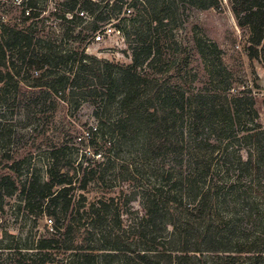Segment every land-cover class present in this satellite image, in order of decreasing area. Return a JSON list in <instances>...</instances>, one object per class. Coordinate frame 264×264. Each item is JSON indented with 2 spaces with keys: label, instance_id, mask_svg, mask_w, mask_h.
<instances>
[{
  "label": "trees",
  "instance_id": "obj_1",
  "mask_svg": "<svg viewBox=\"0 0 264 264\" xmlns=\"http://www.w3.org/2000/svg\"><path fill=\"white\" fill-rule=\"evenodd\" d=\"M229 1L237 25L248 30L249 60L264 63V0ZM38 2L26 0L23 14L27 15L23 22L30 23L24 29L0 22V145L9 142V138L3 139L11 136L14 122L6 119L5 112L17 106L22 86L39 89L47 95H58V99L66 104L75 100L77 105L78 100L91 99L95 105L93 115L100 126V129L94 127L91 135L109 129L111 134L118 133L122 138L140 136L142 146L149 151L155 146L153 149L167 153L176 145L180 136L176 132L177 123L182 126L185 114L193 130L201 125L218 134L227 129L230 131L232 112L237 113L242 98L229 100L225 95L229 74L223 53L214 43L205 41L196 45L202 59L209 63L218 94L194 93L195 75L189 69L190 60L186 56H183L181 68L176 69L181 88L178 84L175 88L170 87L169 78L150 77L143 69L152 67L156 73L164 75L173 71L175 63H161L164 50L172 44L176 46L173 32L183 24V10L186 7L215 8L218 0H129L125 2L128 10L132 9L128 17L121 16L123 0H113L111 5L110 0H63L56 14L63 25L59 26L63 28L61 34L45 33L44 19L38 18L43 12L38 8ZM83 23L87 26L76 32ZM104 23H114L113 27L122 35L127 47L122 55L130 60L128 65L96 59L79 50L88 37L81 38L82 31L86 29L95 35ZM68 40L78 47H69ZM164 40L169 45L163 43ZM33 73L38 76L33 78ZM246 99L249 113L257 119L253 100ZM110 114H115L116 118L111 120ZM254 128L260 130L256 132V141L264 142L261 125L255 123ZM260 149L264 151V146L260 145ZM66 150L65 147L51 150L45 178L32 172L18 186L10 176L0 175V213L3 198L19 191L24 197V210L29 215L53 218L48 219L50 224L53 223L51 237L26 238L22 246L16 244L11 248L10 244L18 243L14 234L0 233V264H54L60 250L64 253L74 251L65 260L67 264H198L203 252L228 251L224 248L229 243L226 236L216 234L211 226L198 232L190 221L182 222L181 230L175 226L171 238L164 239L161 233L167 228L162 222L167 211H162L163 207L157 208L154 200L146 201L145 215L133 228L130 238L120 233L118 215L115 222L109 224V230L103 228L110 213L107 203L90 204L89 214L84 213L85 219L79 210L74 212L72 208L70 211L69 192L74 190L73 180L79 173L66 161ZM10 161V156H3L0 171L7 169L18 173L24 160L8 164ZM85 170L78 188L81 191L96 175L94 169ZM45 201L47 204L43 206ZM5 241L8 244L2 247ZM93 243L102 245L93 248ZM170 246H180L181 250L173 254L169 251ZM217 259L220 260L217 264H223V259L231 264L228 260L234 258L226 255ZM263 263L264 256L257 247L248 254L246 264Z\"/></svg>",
  "mask_w": 264,
  "mask_h": 264
},
{
  "label": "rangeland",
  "instance_id": "obj_2",
  "mask_svg": "<svg viewBox=\"0 0 264 264\" xmlns=\"http://www.w3.org/2000/svg\"><path fill=\"white\" fill-rule=\"evenodd\" d=\"M25 2L0 0V22L24 29L30 23L23 22L27 15L23 14ZM61 2L63 0H39L38 8L43 12L38 18L44 19L45 33H62L63 28L59 27L62 24L56 15ZM112 2L110 0V5ZM125 2L129 0H123L121 16L128 17L132 9L128 10ZM181 19L183 24L173 32L176 46L172 44L164 50L161 63H175V69L166 75L156 73L152 67L143 69L150 77L169 78L170 87L175 88L178 84L181 88L176 69L181 68L183 56H186L190 60L189 69L195 75L194 93L218 94L209 63L202 59L196 45L205 41L214 43L223 53L229 74L225 95L229 100L242 98L237 113L232 112L230 131H218V134L201 125L193 130L185 114L182 126L177 123L176 132L180 136L176 145L167 153L153 149L155 146L149 151L142 146L140 136L122 138L118 133L111 134L109 129L91 135L94 127L100 129L93 115L95 105L91 99L78 100L77 105L75 100L66 104L58 99V95H47L39 89L22 86L17 106L5 112L6 119L13 120L14 127L11 136L3 139L9 138V142L0 145V159L10 156L8 164L24 161L18 173L5 169L0 175L10 176L18 186L32 172L45 178L49 153L54 148L65 147L66 161L79 173L73 180L74 190L69 192L70 211L72 208L74 212L79 210L85 219L90 204L107 203L110 213L103 228L109 230V224L115 222L118 215L120 233L130 238L133 228L145 215L146 201L154 200L157 208L163 207L162 211H167L162 222L167 228L161 233L164 239H170L174 227L181 230L180 225L187 221L194 223L198 232L211 226L213 232L229 239L224 247L227 252H203L198 264H217L220 261L217 257L226 255L234 258V261L228 260L231 264H246L248 254L256 247L264 256V151L260 149L264 142L256 141V132L260 130L254 128L258 123L264 130V63L249 60L248 30L237 25L229 0H218L217 7L206 10L186 7ZM114 23L100 25L95 35L84 29L81 38L88 37L81 46L72 40L67 41L68 46L78 47L96 59L128 65L130 60L122 55L127 47L122 35L113 27ZM85 26L86 23L81 24L76 32ZM96 36L100 37L99 41ZM163 43L168 44L165 40ZM32 76L38 75L33 73ZM246 98L253 100L257 119L249 113ZM109 117L112 120L116 115ZM90 169H94L96 175L81 191L78 188L82 185V172ZM46 204L43 202V206ZM2 206L0 233L14 234L18 241L10 244L11 248L16 244L22 246L26 238L51 237L53 223L50 224L48 219L53 218L29 215L24 210V197L19 191L4 197ZM6 241L2 247L8 244ZM93 244V248L102 245ZM179 250L180 246L169 247L173 254ZM71 252L74 253L73 250L66 253L60 250L54 264H67L65 260ZM223 261L227 264V260Z\"/></svg>",
  "mask_w": 264,
  "mask_h": 264
},
{
  "label": "built area",
  "instance_id": "obj_3",
  "mask_svg": "<svg viewBox=\"0 0 264 264\" xmlns=\"http://www.w3.org/2000/svg\"><path fill=\"white\" fill-rule=\"evenodd\" d=\"M97 41H99L100 40V37L99 36H96V38H95Z\"/></svg>",
  "mask_w": 264,
  "mask_h": 264
}]
</instances>
